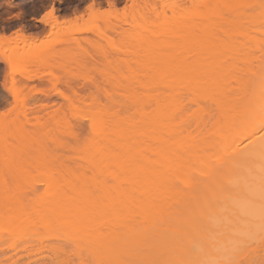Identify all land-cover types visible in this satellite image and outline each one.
Instances as JSON below:
<instances>
[{
  "label": "bare ground",
  "instance_id": "6f19581e",
  "mask_svg": "<svg viewBox=\"0 0 264 264\" xmlns=\"http://www.w3.org/2000/svg\"><path fill=\"white\" fill-rule=\"evenodd\" d=\"M133 1L126 0V2L130 3L129 5L127 4L130 12L133 10V4L139 5L138 9H135L137 13H141L139 8L143 9L144 11L141 9L140 11L145 14L148 13L146 12L147 10L152 13L156 12L154 10L156 3L153 4L152 2L153 7L147 8L142 6L151 5L148 1H142V6L139 2L135 1V3ZM157 2H159L158 4H163L165 0H157ZM237 2L239 1L236 0ZM90 3L95 6L100 5L96 0H91ZM104 3L107 6L108 0H104ZM112 3L117 5L114 0H112ZM215 8L212 10L204 8L201 13L187 15L186 17L182 16L179 20L176 19L174 25H166V27L170 25L168 27V37L183 42L186 39H192L196 31L201 32L212 26H218L222 21L229 24V18H224L223 13L225 14V12L218 7ZM177 9L169 10L173 13L181 11L180 8ZM86 10L91 13L94 9L88 10L86 7ZM95 10L97 11V9ZM114 10L112 11L114 12ZM133 11L132 13L135 12ZM161 12L162 15L164 9ZM121 13L124 15V11H121ZM40 17L36 19V22L41 23ZM16 32L13 31L11 36L6 35L7 39L0 43L15 41L18 43L17 45L21 46L34 44V38L20 32L19 35H14ZM47 32H51L50 26ZM260 32L264 35V31L263 33L262 31ZM78 33L81 32L77 31L76 34ZM74 34L75 31L71 34V39H73ZM85 39L87 40L88 38ZM74 40L76 39L74 38ZM175 45L173 48L179 46V44ZM2 50L0 47V58L3 59L4 51ZM13 51H16V48ZM259 61L255 65L258 69L257 74L256 72H251L252 70H248L245 71L248 72L246 76L242 77L240 75L238 77L237 71L239 67H234V65L227 66L215 62L198 65L191 61L185 73H181L175 68L170 75L161 74L158 79L144 82V85L146 83L148 85L151 84L150 89L152 91H150L151 93L149 92L151 96L147 94L146 97H143L145 101L143 99H141V101L143 100L142 102L139 101L142 105L140 107L137 106L136 111L128 114V122H126L128 127L133 128L134 136L129 134L130 129L125 126L121 117L126 115L127 111L122 115L120 112L112 110H97V112H93L94 115L101 114L103 116L106 128L102 136L93 135L90 139V144L89 141L88 144L85 143L91 150L93 148L92 153L96 154V157L95 155L90 156L92 158H87L80 168L78 166V169L81 172L85 168L91 169V176L87 175V178L84 176L85 172L75 173L73 171V173H69L71 169L66 170L68 173L66 171V174L63 172V175L59 176L60 179L55 181L53 188H56V190L50 195L45 194L46 199L48 196V199H45L46 201L42 194L44 198H41L40 194H37V196L34 193L30 194L29 197L22 196L23 201L25 203L28 202V204L22 202V199L20 202H18L19 200L17 201V205L21 202L23 203V205H18L22 209L21 212L26 209L25 207L22 208V206H29V203L31 205V208L26 206L29 210L26 209L25 212L27 214L31 213L32 218H34L30 219V221L28 220V223L26 222L24 226H21L25 228V232H23L24 228L20 230L23 234L31 237L29 238L31 242L34 240L32 236L39 234L40 229L38 228L44 230L45 226H50L54 221L57 223H55L56 226L59 225V231L62 233L60 235L61 233L59 232L60 234H57L56 238L65 236L62 238H66L67 241H64V239L61 241V238H58V244L55 246L56 243H54L53 247H48L47 252L46 247L49 246H45L46 241H48L47 238H42L43 235H38L37 237L40 236L42 239L37 238L34 243L29 240L26 241L28 243L26 245L35 248L32 249L26 246L24 249L28 247L29 249L25 250L26 253L23 250L24 257L27 254L30 255V250L33 251L30 259L37 253L36 255L44 260V255L46 254H43V252L46 249V253H50L59 262L55 263L61 264L63 262L61 261L63 250L65 251L64 256L67 254V250L60 243L64 242L66 246L69 245L70 247L71 245L74 247L72 248L74 251L71 249L73 254L76 255L74 260L78 258L83 261L85 260L83 256L87 258L90 256L89 258L94 259L95 262L103 260L112 262V264H161L162 256L165 253L167 254V252L173 254L175 247L176 250L180 246L191 251L193 246V251V248L198 245L197 250H195L196 253L191 251L194 259L186 249L189 257L184 256V259H176L170 256L171 258L168 259L167 264H187V262L192 261L210 264V262L220 258V261L233 259L234 255L232 254H236V249H239V246L241 248V244L244 245V243H241L244 240L242 239L244 234V238L250 246L255 236V229H252L256 228V220L261 214L262 207H264V155H262V147H264V139L262 137H264V132L260 131L258 120L255 122L252 120V117L258 114L261 103L264 102V76H260V71H264V58ZM239 70L241 71V67ZM197 89H199V95L203 102L197 105L196 114L191 115L188 109L191 107L193 96L197 94ZM135 114L139 122L134 118ZM129 118H133L134 122L138 124L136 123L135 125ZM108 120L109 122L107 123ZM247 123L250 125L248 127L250 133L248 135L252 136L250 141L237 138ZM127 135H131L130 138ZM230 140L233 141V143L231 142L233 145L230 144L231 152L228 153L230 158L223 161L228 163L223 171L218 169L211 170L206 175L205 172L199 169V171L195 172V177L190 178L191 175L188 173L195 166L206 161L207 155L201 145L206 143V145H215L213 142L223 143ZM76 142L79 144L78 141ZM85 144L83 143L82 145L84 146ZM80 145L78 147H81ZM90 149L87 153L88 155L91 154ZM142 149H148L145 151L147 153L143 155ZM81 154L82 152H79L80 156H84ZM242 159H248L253 168L245 166L241 161ZM136 166V171L142 177H136L135 183L137 184L138 196L135 194L133 196L125 188L133 184L134 177L132 174ZM111 168L115 169V171L113 172ZM138 170H141V172ZM254 171L259 175H254ZM109 179L113 182L110 183L111 187H113L112 189H107L109 187L107 185L109 184ZM175 181L180 184L176 186H181L180 188L176 187V190L172 188ZM217 182L228 184L229 187L235 189L234 193L236 195L232 199V206H222L215 212L219 220L231 222L232 230L229 234L223 229H216L217 231L214 230L213 233H210L212 225H208L209 227L206 225V228L210 229L206 231L208 234L203 232L209 217L206 216L209 209L205 206L189 207L183 213L175 214L178 208L175 206L190 204L189 201L193 199V196L206 193L207 183ZM31 195L32 197H30ZM48 200L49 203L47 202ZM45 203L46 208L44 207ZM47 204L49 205L47 206ZM190 215H195L196 219L192 220L191 218L190 220L185 217ZM192 221L198 224L199 231L196 236L198 234L202 236L204 233L205 235L203 236L205 237L195 238V235H192L194 231L191 227L185 228ZM48 226L47 228H49ZM32 229H36V233L39 232L34 235L35 232ZM28 230L31 231L29 235ZM31 233L32 236L30 235ZM158 237H161V242L158 241ZM195 239H197L196 246L194 245ZM66 242L69 244L67 245ZM3 243L0 241V248L5 246ZM33 244H37L38 247L36 248V245ZM153 245L157 252L156 255L152 252ZM203 245H205V248ZM234 248L236 251L231 253ZM204 249H206L208 255H203L205 253ZM47 256L49 255H46V258ZM72 256L74 257V255ZM225 256L228 257L226 258ZM40 258L38 257L37 260H41ZM81 262L79 261V263ZM19 263L17 259L13 264Z\"/></svg>",
  "mask_w": 264,
  "mask_h": 264
},
{
  "label": "rangeland",
  "instance_id": "374dc122",
  "mask_svg": "<svg viewBox=\"0 0 264 264\" xmlns=\"http://www.w3.org/2000/svg\"><path fill=\"white\" fill-rule=\"evenodd\" d=\"M90 1L91 0H0V26L3 27L0 35L5 36L4 33L8 30L17 31V29H20V33L35 39V42H33L34 44L31 43L29 46L28 44L27 46L17 45L18 43L15 41L0 43V47L3 49L2 51H4L3 54L7 53L15 62L21 66L27 67L26 72L15 74L17 87L24 91V96L26 98L22 110L17 113L18 116H24V121L19 123L9 122L11 127L8 128L7 132H5V126L0 125V241L5 243H3L5 246H1L2 248H0V264H13L17 259L18 263L20 260L19 264H24L26 262H29L28 264L59 263L56 258H53L50 253L47 254L45 251L48 247H53L54 243H56V246L58 244V238H61V241L63 239L64 241L66 240V238H62L65 236L56 238V236H58L57 234L61 232L59 231V225H55V221L50 226L47 225L49 228L45 226L47 228V230L43 228L45 231L38 228L40 229L38 235H43L42 238H47L49 241L48 243V241L44 240L46 241L45 246L49 245L44 250L45 253L43 252V254L49 255L47 258L46 255H44L45 258L42 256L45 261L42 260L40 256L36 255L37 253L30 259L31 253L33 252L30 250V255L27 254L28 256L26 255V258L24 257V253H26L25 250L29 249V247L32 248V246L26 245L28 244L26 242L27 240L31 242L29 239L31 237L23 234L20 230L24 228L21 227L22 225L24 226L28 220L30 221V219L34 217L32 218L29 211H27L29 214L25 212L27 209L26 206H28L25 204H28V202L25 203L22 196L29 197L30 194L34 193L35 195L40 194L41 198L43 196L45 197V192L36 191V188L41 187L45 181L51 185V191L47 193V195H50L56 190V188H53L55 181H57V179L59 180L63 175L62 173L66 170L71 169L72 171L70 170L69 173H73V171L75 173L85 172L84 176L87 178L89 175L91 176V169L85 168L82 172L78 169V166L80 168L87 158H90L92 155L96 157V154L92 153L93 148L91 150L90 147L85 144H88V141L90 144V139L93 137V135L90 136L88 124L83 120L77 121V114L80 111L79 102L83 103L84 108H89L93 104V98H95V112H97V110H112L114 112L118 111L122 115L127 111L128 113L126 115L120 116L125 126L130 129L129 134L133 135V128L128 127V123H126L128 122V114L136 111L137 106L140 107V105H142L141 102L143 100L145 101L143 97H146V95H149L151 93L150 91H152L150 89L151 84L148 85L146 83L144 85V82H149L151 79H158V76L161 74L165 76L170 75L175 68L181 73H185L191 61H194L198 65L215 62L227 66L234 65V67H241V71L238 68L237 74L238 77L239 75L242 77L246 76L248 72L245 71L248 70H252L251 72H256L257 74L258 69L255 65L260 62L259 60L264 58V35L260 32L262 31L263 33L264 31V0H238L240 2H237L238 4L236 0H203L205 4L211 6L206 9L212 10L215 7L222 9V11L225 12V14L223 13L224 18H229V24L228 22L222 21L218 26H212L201 32L196 31L192 39H186V41L183 42L180 41L181 43L177 39L173 40L172 37H168V27H170V25L168 27H166V25H174L176 19L179 20L182 16L186 17L187 15L198 14L204 11V9L199 10L192 7V5L198 3L199 0H178V3L187 5V7L180 8L181 11L175 13L168 9L167 15L165 11L161 15L163 9L154 13L147 10L146 12L148 13L146 14L140 11L141 8H139V12L141 13H137L134 9L135 12L132 10L134 12L132 13V11L130 12L128 9L130 13H127V19L124 18L122 12L120 19H113L111 23L105 24L103 20L99 21L100 24H103V27L100 28L99 31L92 28V24L88 19L89 15L92 13L86 10L87 4L90 3ZM114 1L117 3V6L120 7L121 11H123L122 8L125 3L128 5L130 4L126 2V0ZM135 1L139 2L140 5L142 1H148L149 4L153 2V4L156 3L155 5L159 3L157 0ZM96 2L100 5L95 6L94 10L97 9L98 11L100 8L106 7L104 0H96ZM51 4H55L56 13L48 23L51 28V32L48 33L47 30L49 26L47 24L39 22L30 23L28 19L29 17L42 15ZM220 9L218 10L220 11ZM65 21H68V23H65ZM77 27L86 29V31L76 34ZM74 31L75 34L73 35V39H71V34H73ZM9 35L11 36L13 33ZM74 38L76 40H74ZM85 38L88 39L86 40ZM175 44H179V46L173 48L176 46ZM15 48L16 51H13ZM3 61L4 58H0V110H3L4 107L7 106L11 98L10 94H8L9 92L3 87L5 71L8 69V66L4 64ZM49 72L52 73L51 78L47 75ZM61 74L65 77L72 78L73 94L77 96V105L75 106L66 103L62 97L51 90L52 80ZM8 76L9 87H11L12 73L10 70H8ZM260 76H264L263 70L260 71ZM60 87L61 90H66L64 85ZM41 89L43 91H41ZM141 99L143 100L141 101ZM212 114H214V112H212ZM134 118L136 119V114ZM136 120L139 122L138 119ZM73 121H77L76 135L79 139L72 142L60 139L64 136V129ZM108 122L109 120L107 123ZM131 122H134L133 118ZM25 123L27 125L26 127ZM245 126L246 127L238 134L237 138L250 141L252 139V136L248 135L250 133L248 130L250 125L247 123ZM130 136H128V138H130ZM6 137H11V139H7ZM76 141L81 144V147H78L79 144ZM94 142H96V140ZM231 142L233 143V141L230 140L223 143L213 142L215 145H206L207 143L201 145L203 151L207 155L206 161L195 166L188 173L191 175L190 178L192 179V177H195L194 174L197 170L199 171V169L205 172L206 175L209 174L208 172L211 170L218 169L223 171L228 164L223 161L230 158L228 153L231 152ZM83 143L85 144L84 146L82 145ZM91 144H93V142H91ZM89 149L91 150V154L89 153L90 155L87 154ZM146 150L148 149H142L143 155L147 153L145 152ZM79 152H82L81 155L84 156H80ZM83 157L85 160H83ZM241 161L245 166H253L248 159H242ZM136 168L137 166L132 174L134 177L133 184L125 188L133 196L134 194L138 196L137 184L135 183L136 177H142L141 175L139 176V172L136 171ZM112 170L113 172L115 171V169ZM138 171L141 172V170ZM66 172L68 173V171ZM254 175L259 174L254 171ZM38 177H42L43 179L38 180ZM108 182L109 184L106 183L109 185L107 189H112L113 187H111L110 184L112 180L110 181L109 179ZM177 184L178 182L175 181L172 188L176 190V187H179L176 186ZM205 190L206 193L204 195L193 196V199L189 201L190 204L175 206L176 208L178 207L177 209L175 208V214H181L189 207L195 208L205 206L209 209L206 213V216L209 217L204 227L205 231L203 232L205 234L207 233L206 231L208 228H206V225L207 227H209L208 225H212V227L210 226L212 228L210 233H213L214 230L223 229V231L229 234L232 230L231 222L219 220L215 212L222 206H232V199L236 195L234 193L235 189L229 187L228 184L217 182L212 184L207 183ZM30 197H32V195ZM21 199L22 202L25 203V206H22V202L18 205L22 204V208H26L22 212V209L17 205V201L19 200L18 202H20ZM45 199L46 197L44 200ZM47 202L49 203V200ZM46 203L44 204L45 208ZM48 205L49 204H47V206ZM28 207L31 208L30 203ZM27 210H29V208ZM185 217L190 220L192 218L193 220L195 215ZM256 223V228L252 229H255L254 240L251 242L254 244H250V247L249 243L246 242L244 238V234L242 238L244 240L241 242L244 243V245L241 244L244 247L241 246L240 248L239 246V249H236L237 251L235 247L231 253L236 251L235 253L237 255L232 254L236 258L233 256L232 259L229 256L230 259H227V261L234 262V264H264V234H262L261 229V214L257 218ZM188 227H191L194 231L192 235H195V238L205 235L203 233L202 236L201 234L196 236L199 228L195 221L185 226V228ZM201 230L203 229L201 228ZM28 231L26 232H28L29 235L31 231ZM32 231L35 232L34 235L38 233H36V229H32ZM23 232H25V228ZM46 232H48L47 235ZM32 233L30 234L31 236ZM38 235L32 236L34 240H37V238L42 239L40 236L37 237ZM60 235H62V233ZM157 239L159 242L162 241L161 237ZM34 240L32 241L33 243ZM195 240L194 245L196 246L197 239ZM60 243L63 244V248L67 250L65 256L64 250L61 254L64 256V259L62 256L61 261L63 262H61V264H66L68 260H74V258H76V255L72 252V248L74 247L71 245L69 247V243L67 244V242L66 244L68 246H66L64 242ZM37 244L33 245H36L37 248ZM26 246L29 247L24 249ZM203 247L205 248V245H203ZM197 248L198 245L193 248L192 252H195ZM186 249L178 246V250H176L175 247L173 254L167 252V254L165 253L166 255L164 254L162 256L161 264H167L168 259L172 256L176 259H184L185 257H189V255L193 257L194 255H192V252L187 249V251H189L188 255ZM204 250L205 253L201 254L204 256L208 255L206 249ZM152 252L155 253V255L157 253L154 245L152 246ZM82 254L84 255V253ZM72 255H74V257ZM37 256L44 262L39 259L37 260ZM51 257L52 259H50ZM89 257L83 256V259L85 258L83 262L94 264L95 260ZM220 259L216 260L220 261ZM78 260L80 262L82 261L78 258L74 261H76V264H81Z\"/></svg>",
  "mask_w": 264,
  "mask_h": 264
},
{
  "label": "snow or ice",
  "instance_id": "6c2138e0",
  "mask_svg": "<svg viewBox=\"0 0 264 264\" xmlns=\"http://www.w3.org/2000/svg\"><path fill=\"white\" fill-rule=\"evenodd\" d=\"M128 5H123V11H124V18L127 19V13H128ZM133 9L135 10L138 6L133 4ZM142 7L152 8V5H143ZM187 7V5H181L178 3V0H165L163 4H157L154 6V10L159 11L161 8L164 9L165 14H167L168 9H177ZM192 7L194 9L203 10L204 8L211 7L210 5H207L203 2V0H199L198 3L193 4ZM228 7V6H225ZM95 8V5L93 3L87 4V9L92 10ZM115 9V12L112 10ZM56 13V6L55 4H51L49 8L43 12L42 17H40L41 23L48 24L50 19L55 16ZM121 9L116 4L112 3V0H108L107 6L100 8L98 11H93L91 15L89 16V22L92 24V28L96 31H99L100 28L103 27V24H100L99 21L103 20L105 24L111 23L113 19H120ZM79 19V17H78ZM65 23H68V21H65ZM76 31L84 32L86 29L83 28H76ZM20 29H17V32L14 33V35H19ZM5 39H7V36H0V42H3ZM4 64L8 66V69L5 71L4 75V83L3 87L10 93V99L8 101V104L6 107H4L3 110H0V125L5 126V132H7L8 128L11 127V124L9 122H15L19 123L24 121V116L20 115L18 116L17 113L22 110L23 103L25 102L26 98L24 96V91L17 87L16 84V73H24L27 71L26 66H21L17 62H15L11 56H9L7 53L4 54ZM8 70L12 73V86L9 87V76H8ZM48 77H52V73H47ZM61 85L65 86L66 90H61ZM53 92H56L57 95L62 97V99L69 104H72L73 106L77 105V96L73 94V85H72V78L65 77L62 74L58 75L54 80H52V89ZM41 91H43L41 89ZM197 94L193 96L191 107L189 110L191 115L196 114V108L197 105L202 103L203 100L201 99L199 95V89L196 90ZM192 95V94H190ZM215 103V101H213ZM80 111L77 114V121L83 120L85 121L89 126L90 136H102L106 124L103 116L101 114H93L96 110V101L95 98H93V104L89 108H84L83 103L79 102ZM30 115V114H29ZM15 118V119H14ZM252 120L255 122L258 120L260 125V131L264 132V102L261 103L258 114L254 115L252 117ZM77 121H73L67 128L64 129V136H62L60 139L72 142L74 140H78L79 137L76 135L77 133ZM25 123V127H26ZM7 139H11V137H6ZM264 139V137H262ZM262 155H264V147H262ZM38 180H42V177H38ZM37 192H45L49 193L51 191V185L45 181L44 184L41 187L36 188ZM261 229L262 234H264V207H262L261 210ZM66 264H76V261L74 260H68ZM81 264H87V262H81ZM95 264H112V262L108 261H99L95 262ZM187 264H203V262L199 261H192L187 262ZM210 264H234V262L231 261H213L210 262Z\"/></svg>",
  "mask_w": 264,
  "mask_h": 264
},
{
  "label": "crops",
  "instance_id": "0c3cea01",
  "mask_svg": "<svg viewBox=\"0 0 264 264\" xmlns=\"http://www.w3.org/2000/svg\"><path fill=\"white\" fill-rule=\"evenodd\" d=\"M41 15V14H40ZM40 15H37V16H35V17H29V19H28V21H30V23H35L36 22V19H38L39 17H40ZM3 27L2 26H0V33H1V29H2ZM13 31H11V30H8L7 32H5L4 34L5 35H9V34H11Z\"/></svg>",
  "mask_w": 264,
  "mask_h": 264
}]
</instances>
